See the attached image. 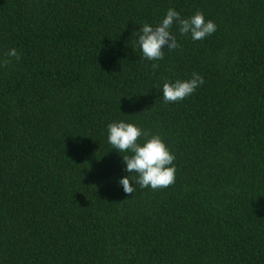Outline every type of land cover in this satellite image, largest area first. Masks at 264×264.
<instances>
[{"label": "trees", "instance_id": "obj_1", "mask_svg": "<svg viewBox=\"0 0 264 264\" xmlns=\"http://www.w3.org/2000/svg\"><path fill=\"white\" fill-rule=\"evenodd\" d=\"M170 8L217 30L174 23L149 61L139 30ZM120 121L161 137L173 185L125 170ZM0 264H264V0H0Z\"/></svg>", "mask_w": 264, "mask_h": 264}, {"label": "clouds", "instance_id": "obj_2", "mask_svg": "<svg viewBox=\"0 0 264 264\" xmlns=\"http://www.w3.org/2000/svg\"><path fill=\"white\" fill-rule=\"evenodd\" d=\"M174 23L179 25L181 35L190 33L194 41H201L217 30V25L210 20L206 21L204 14L200 11L190 18H182L180 13L170 8L165 18L156 27L145 24L139 30L137 42L147 60L161 61L164 59L165 47L169 50L180 47L176 37L170 31ZM6 55L19 59L15 49ZM3 63L7 65L9 61L5 60ZM151 66L153 71L159 68L158 63H152ZM203 83V78L195 72L190 80L165 82L162 87V98L166 103L183 101ZM142 137L146 138L143 144L139 142ZM108 143L119 153H131V155L122 156L126 165L125 170L130 174H138L139 178L135 182L141 188L151 187L157 190L175 183L176 157L159 135L149 136L148 132L135 124L123 121L113 122L108 125ZM119 184L123 186L125 193H134L131 175L121 178Z\"/></svg>", "mask_w": 264, "mask_h": 264}]
</instances>
